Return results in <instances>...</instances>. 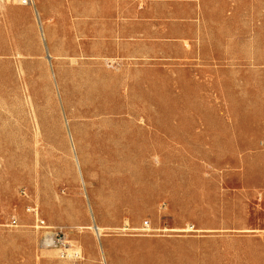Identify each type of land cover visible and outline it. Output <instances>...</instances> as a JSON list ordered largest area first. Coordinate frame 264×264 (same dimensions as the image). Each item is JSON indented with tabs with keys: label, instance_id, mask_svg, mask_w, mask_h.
Wrapping results in <instances>:
<instances>
[{
	"label": "rangeland",
	"instance_id": "obj_1",
	"mask_svg": "<svg viewBox=\"0 0 264 264\" xmlns=\"http://www.w3.org/2000/svg\"><path fill=\"white\" fill-rule=\"evenodd\" d=\"M0 264H264V0H0Z\"/></svg>",
	"mask_w": 264,
	"mask_h": 264
},
{
	"label": "built area",
	"instance_id": "obj_2",
	"mask_svg": "<svg viewBox=\"0 0 264 264\" xmlns=\"http://www.w3.org/2000/svg\"><path fill=\"white\" fill-rule=\"evenodd\" d=\"M26 3V1H24ZM40 227L43 226V221H38ZM12 223L15 224V220H12ZM147 224V223H146ZM43 247L57 249L62 255L68 257L71 260L81 259V253L78 249L69 247L63 234L59 231H53L46 234L41 242Z\"/></svg>",
	"mask_w": 264,
	"mask_h": 264
},
{
	"label": "bare ground",
	"instance_id": "obj_3",
	"mask_svg": "<svg viewBox=\"0 0 264 264\" xmlns=\"http://www.w3.org/2000/svg\"><path fill=\"white\" fill-rule=\"evenodd\" d=\"M34 7V6H33ZM32 7V8H33ZM39 12V11H38ZM48 55H49V53H48ZM50 56V55H49ZM19 62V61H18ZM36 137V136H35ZM31 208V207H30ZM34 210V209H33ZM91 228L94 230V232L96 233V235L97 236H100V234H101V232H102V228L100 227V226H98V225H96V224H93L92 226H91ZM186 229V228H185Z\"/></svg>",
	"mask_w": 264,
	"mask_h": 264
}]
</instances>
